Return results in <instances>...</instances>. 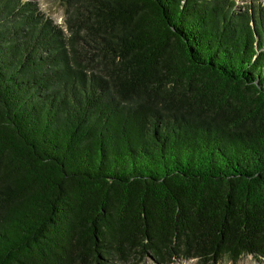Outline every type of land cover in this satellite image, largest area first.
I'll list each match as a JSON object with an SVG mask.
<instances>
[{"label":"trees","instance_id":"16d2710c","mask_svg":"<svg viewBox=\"0 0 264 264\" xmlns=\"http://www.w3.org/2000/svg\"><path fill=\"white\" fill-rule=\"evenodd\" d=\"M58 1L0 0V264L264 260V1Z\"/></svg>","mask_w":264,"mask_h":264},{"label":"rangeland","instance_id":"374dc122","mask_svg":"<svg viewBox=\"0 0 264 264\" xmlns=\"http://www.w3.org/2000/svg\"><path fill=\"white\" fill-rule=\"evenodd\" d=\"M36 3L38 9L54 23L63 25L64 11L61 3L58 0H30ZM239 2L244 0H238ZM253 1V0H247ZM264 1V0H261ZM241 4V3H240ZM143 264H155L150 259L146 260ZM173 264H199L196 260L177 261ZM217 264H264V260H255L252 256H243L236 263H230L222 260Z\"/></svg>","mask_w":264,"mask_h":264}]
</instances>
